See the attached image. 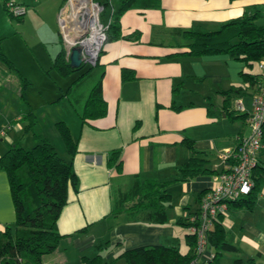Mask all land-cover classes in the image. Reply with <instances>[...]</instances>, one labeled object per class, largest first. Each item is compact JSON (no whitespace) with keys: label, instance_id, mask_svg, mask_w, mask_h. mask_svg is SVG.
<instances>
[{"label":"crops","instance_id":"1","mask_svg":"<svg viewBox=\"0 0 264 264\" xmlns=\"http://www.w3.org/2000/svg\"><path fill=\"white\" fill-rule=\"evenodd\" d=\"M95 2H110L105 6L108 15L101 22L107 25L114 1ZM62 3L58 6L60 10H67L75 2ZM26 8L18 20L21 24L32 14L29 11L24 16ZM254 9L261 16L264 0H158L155 6L135 3L118 17L117 36L104 41L96 59L94 70L98 74L90 85L100 81L106 107L104 115L81 123L79 114L87 94L76 97V104L67 99L61 103L68 98L70 90L58 100L61 95L43 102L56 103L53 106L57 109L49 123L54 127L56 121L63 120L77 147L70 160L77 178L76 189L69 188L67 192V202L56 222L62 237L54 251L42 256L44 263L83 264L76 257L93 256L98 251L96 247L105 241L112 247L106 258L142 245H173L175 231L172 227L177 224L176 219L185 218L189 211L196 209L199 198L209 190L212 178L221 170L216 155L225 148H232L237 136L248 133L246 117L238 115L250 109L253 95L252 87L243 83L238 75L239 71H245L242 62L224 54L194 57L180 53L186 44L181 31L213 30ZM60 45L65 49L63 39ZM47 57L48 63L52 62L50 53ZM32 60L42 69L41 57L34 56ZM24 61L31 62L30 58ZM16 65L31 87L27 72ZM121 70L129 71L131 78H122ZM230 87H237V93H241L230 92V104L225 108L220 92ZM28 95L26 89L28 106L35 109ZM237 100L245 111H235ZM26 109L27 105L19 97L16 74L0 62V129H4L0 135V155L9 145L20 143L29 148L36 142L32 132H23L20 117ZM42 115L39 114V118ZM36 125L37 121L34 128ZM29 133L30 137H26ZM48 133L34 132L46 138L57 153L68 160L55 128H49ZM186 142H190L191 147ZM113 150H118V170L105 163ZM193 151L204 158L202 167L206 172L185 181L177 180V167ZM253 175L261 178L253 189L252 209L230 208L222 224L238 257L253 258L256 264H264V145L258 153ZM135 178L167 181L164 189L169 194L170 206L164 226L131 221L122 212L111 214L115 199L131 187ZM199 193L196 200L195 195ZM13 220L7 177L0 171V227L11 225ZM81 228L84 230L77 231ZM210 255L207 247L201 257L206 259Z\"/></svg>","mask_w":264,"mask_h":264},{"label":"trees","instance_id":"2","mask_svg":"<svg viewBox=\"0 0 264 264\" xmlns=\"http://www.w3.org/2000/svg\"><path fill=\"white\" fill-rule=\"evenodd\" d=\"M112 1L114 3L110 5L112 12L106 28L105 41L117 36V20L123 11L135 3L144 2L155 6L158 2V0ZM4 2L5 0H2V7L6 15L13 17L7 12ZM108 3H102V9ZM258 16L259 11L254 9L249 13H243L239 17L223 22L213 30H182L181 35L186 44L184 45L185 50L180 53L194 57L224 54L242 62L245 67L251 69L259 59L264 57V25L256 23ZM21 17L22 15L14 18L20 20ZM0 62L8 70L14 72L19 80V97L27 105L26 111L20 117L24 123L23 132H32L36 140L29 148H24L18 143L9 145L0 155V171L4 172L7 177L14 212L13 223L0 227V264H46L43 262L42 256L54 251L62 237L57 231L56 222L62 207L67 202V192L69 188L76 189L77 178L70 162L77 151L76 142L71 137L69 128L64 121L58 120L54 123L64 152L68 156V160H65L46 138L34 134L33 128L37 120L25 97L29 81L19 74L14 64L2 52L1 38ZM84 64L82 62L76 68L70 67L65 49L60 45L52 58L51 68L59 76L66 77L70 73L80 70ZM96 65V61L92 65L89 64L71 82L65 92H68L73 84L78 83L89 74ZM238 75L243 83L252 87L254 93L261 82L260 73L248 70L239 71ZM121 77L131 78V73L121 70ZM237 91V87H230L228 90L220 92L224 97L222 103L225 108L230 104L228 94L230 92L237 93ZM240 93L236 95H240ZM105 110L100 81L97 80L88 91L79 114V120L81 123H88L90 120L104 115ZM232 113L233 111L229 114ZM238 116L245 118L246 113ZM262 127V143L264 145V123ZM186 143L191 147L190 142ZM197 154L200 153L193 151V154L177 167V180L185 181L206 172L202 167L204 158ZM117 159L118 150H113L109 152L105 163L118 170L120 161ZM255 168L256 165L252 169L253 186L251 190L244 196L228 200V209H252L255 200L253 189L258 179L261 178L260 175H253ZM166 183L167 181L135 178L131 187L115 199L111 214L122 212L131 221L140 220L152 225H164L167 222V210L170 206L169 194L164 189ZM201 193L195 195L196 200ZM223 217L218 216L206 234L207 247L211 252V256L206 259L199 257V253L195 251L194 235L188 232L184 234L186 245L184 252H180L173 245L153 244L124 249L116 255V258L122 259L125 264H189L191 261H194L195 264H221L223 253L229 252L234 256L231 258L230 264H256L253 258L242 259L236 255V247L227 240V231L222 224ZM175 222L186 227L185 218H178ZM82 230L84 228L77 231ZM100 257L99 254L91 258L82 256L80 260L85 264H102Z\"/></svg>","mask_w":264,"mask_h":264},{"label":"built area","instance_id":"3","mask_svg":"<svg viewBox=\"0 0 264 264\" xmlns=\"http://www.w3.org/2000/svg\"><path fill=\"white\" fill-rule=\"evenodd\" d=\"M74 2L71 9H61L57 15L66 56L70 46H80L82 61L92 65L106 38L107 25H103L98 19L102 6L92 0H74ZM4 7L13 17L25 13L24 6L12 0H5ZM256 67L261 82L251 97L250 109L245 112L248 133L237 136L232 148H225L217 154L222 166L221 170L212 178L209 190L200 197L196 209L185 216L187 232L194 235L195 251L199 253V257L207 248L206 234L212 228L214 221L218 216L227 215V201L248 194L253 186L252 169L263 147L264 57L257 61ZM234 107L235 110L245 111L238 100ZM3 132L4 129H0V135ZM189 264L195 262L191 261Z\"/></svg>","mask_w":264,"mask_h":264},{"label":"rangeland","instance_id":"4","mask_svg":"<svg viewBox=\"0 0 264 264\" xmlns=\"http://www.w3.org/2000/svg\"><path fill=\"white\" fill-rule=\"evenodd\" d=\"M12 1L19 4L22 3L24 8L27 7V11L24 16H26L29 11H32V14L26 17V20L23 22V24H21L18 20H16V18L6 15L2 7V0H0L1 50L15 65L17 64L19 68L27 72L29 75L27 78L32 82V86H29L27 91L29 92L28 97L30 102H32L31 104H33L32 106H36L35 109H32L35 111L34 114L37 116V125L33 131L37 132L43 130L46 134H49L48 129L50 128L53 130L54 128L52 127L53 123H49V121L51 120V117L54 116L56 111L55 109L57 108L53 106L56 104L55 102L49 105L43 104V102H45V100L57 98L58 95H62L71 82L78 76L80 72L85 70L89 64L85 63L80 70L72 72L66 77H61L51 68L52 62L50 61L48 63L47 53H50L52 60L54 53L60 47V40L62 39V32L59 27L57 17L60 11L58 6L61 1L63 2L62 5H64L68 2V0H37L36 4L34 3V0ZM101 1L102 0H99V2ZM107 15L108 8L105 7L104 9H101L98 15L99 21L102 22L103 18L107 17ZM256 23L264 25V9L261 16L256 18ZM34 56L37 58H42V69H40L37 66V63H34L33 60L31 61V59H34ZM24 58H30L31 62H25ZM33 65L34 68L31 67ZM243 69L245 71L249 70L253 73L258 71L256 64H254L251 69H248L245 66H243ZM96 73V69L94 70L93 68L85 78L80 80V83L73 84L70 91L68 92V98L61 100V103H65L67 100H69L68 102L76 104V97L78 98V96H81V93L88 94L87 92L92 86L90 84L97 77L98 73ZM38 91L41 93L38 95L35 94ZM233 101H235V99L232 100V105L234 104ZM79 102L80 101H78V103ZM75 107L77 108V106ZM42 113L43 117L39 118V114ZM27 135L28 136L26 137H30V133ZM21 146L23 145L21 144ZM172 228L175 231L174 237L172 238V244L173 246H176L180 252H184L183 250L186 249V245L184 243V233L187 230L183 229V227L179 224L173 225ZM107 244V241L103 242L101 248H98L96 245H94L98 251L93 256L99 254L101 256L100 260L102 264H125L122 259L116 258V255L106 258L107 252H109L112 248L109 244ZM82 256L87 258L93 257L84 254L81 255L80 258ZM232 257H234L232 253L224 252L220 263L230 264V258ZM80 258L76 257L78 260H80Z\"/></svg>","mask_w":264,"mask_h":264},{"label":"water","instance_id":"5","mask_svg":"<svg viewBox=\"0 0 264 264\" xmlns=\"http://www.w3.org/2000/svg\"><path fill=\"white\" fill-rule=\"evenodd\" d=\"M67 57L70 67H78L83 62L81 59V47L77 45L70 46Z\"/></svg>","mask_w":264,"mask_h":264},{"label":"bare ground","instance_id":"6","mask_svg":"<svg viewBox=\"0 0 264 264\" xmlns=\"http://www.w3.org/2000/svg\"><path fill=\"white\" fill-rule=\"evenodd\" d=\"M93 35H95V32H94V34Z\"/></svg>","mask_w":264,"mask_h":264}]
</instances>
